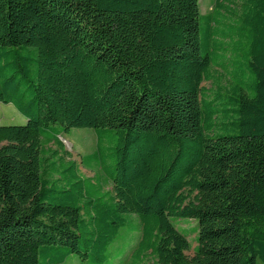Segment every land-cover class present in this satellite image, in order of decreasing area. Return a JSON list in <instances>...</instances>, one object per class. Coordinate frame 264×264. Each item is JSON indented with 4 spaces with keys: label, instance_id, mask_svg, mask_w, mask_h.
I'll list each match as a JSON object with an SVG mask.
<instances>
[{
    "label": "trees",
    "instance_id": "16d2710c",
    "mask_svg": "<svg viewBox=\"0 0 264 264\" xmlns=\"http://www.w3.org/2000/svg\"><path fill=\"white\" fill-rule=\"evenodd\" d=\"M0 102V264H264V0H0Z\"/></svg>",
    "mask_w": 264,
    "mask_h": 264
},
{
    "label": "rangeland",
    "instance_id": "374dc122",
    "mask_svg": "<svg viewBox=\"0 0 264 264\" xmlns=\"http://www.w3.org/2000/svg\"><path fill=\"white\" fill-rule=\"evenodd\" d=\"M215 0H199V8L201 13H210L214 9ZM217 73L222 72L219 67L214 68ZM202 86L214 89L215 82L204 81ZM26 118L22 116L11 103L0 102V124H24ZM60 140L63 142L65 148L71 152L72 158L80 163V156L92 152L96 147V136L91 128H72L67 133L60 135ZM82 174L91 176L92 172L80 166ZM193 220H179L177 226L180 228L193 225ZM122 234L120 239L117 240L111 247L109 259L105 264H131L133 253L137 242L140 239L141 233L135 232L131 235V239ZM195 234L188 237L190 249L185 253L187 255L193 254V248L196 245ZM60 264H89L82 261L76 255H70ZM141 264H157L156 259L148 255Z\"/></svg>",
    "mask_w": 264,
    "mask_h": 264
},
{
    "label": "water",
    "instance_id": "95a60500",
    "mask_svg": "<svg viewBox=\"0 0 264 264\" xmlns=\"http://www.w3.org/2000/svg\"><path fill=\"white\" fill-rule=\"evenodd\" d=\"M0 125H8V124H0ZM17 125V124H16Z\"/></svg>",
    "mask_w": 264,
    "mask_h": 264
}]
</instances>
